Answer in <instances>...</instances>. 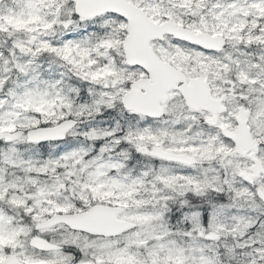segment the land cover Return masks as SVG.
Returning a JSON list of instances; mask_svg holds the SVG:
<instances>
[{"label": "snow or ice", "instance_id": "snow-or-ice-1", "mask_svg": "<svg viewBox=\"0 0 264 264\" xmlns=\"http://www.w3.org/2000/svg\"><path fill=\"white\" fill-rule=\"evenodd\" d=\"M0 264H264V0H0Z\"/></svg>", "mask_w": 264, "mask_h": 264}]
</instances>
